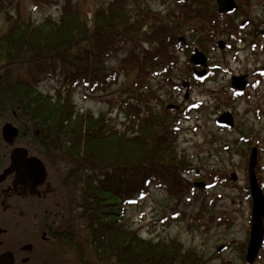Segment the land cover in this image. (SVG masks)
<instances>
[{
	"label": "rangeland",
	"instance_id": "374dc122",
	"mask_svg": "<svg viewBox=\"0 0 264 264\" xmlns=\"http://www.w3.org/2000/svg\"><path fill=\"white\" fill-rule=\"evenodd\" d=\"M113 1L0 0V31L7 27L10 16L19 14L35 23L49 16L58 19L66 4L85 6L92 19L96 10ZM235 1L238 8L228 16L230 28L225 31V20L217 19L212 30L208 26L218 14L216 0H125L131 10L130 21L136 11L145 13L141 37L138 45L128 44L107 64L119 67L123 59L133 57V47L138 46L139 70L128 76L121 74L116 84L95 93L81 86L71 89L70 84L56 78L37 83L38 90L47 95L70 88L77 111L111 118V125L119 130L130 119L127 103L139 104L141 113L151 107L155 115L170 104H180L182 110L186 107L175 123L178 135L173 143L176 159L185 165L181 194L166 186L150 185L145 197L127 206L125 224L146 240H177L207 264H248L252 215L248 165L253 146L259 152L257 167H263L257 173L261 180L264 178V0ZM244 20L249 24L241 28ZM231 35H235L232 41ZM180 37L185 38L188 48L179 46ZM218 40L229 48H218ZM149 43L154 46L152 51L145 48ZM194 47L219 69L195 85L185 99V89L180 85L191 77ZM148 57L147 63L143 62ZM234 76L245 77L250 83L243 95L232 89ZM227 111L234 114L236 125L232 129L217 124V118ZM58 164L64 175L67 166ZM233 174L236 179L231 178ZM48 196L68 218L65 195L59 191L56 197L53 193ZM47 252L35 264H77V252L62 243L50 242ZM85 256L94 259L88 244ZM253 264H264V246Z\"/></svg>",
	"mask_w": 264,
	"mask_h": 264
},
{
	"label": "trees",
	"instance_id": "16d2710c",
	"mask_svg": "<svg viewBox=\"0 0 264 264\" xmlns=\"http://www.w3.org/2000/svg\"><path fill=\"white\" fill-rule=\"evenodd\" d=\"M86 10L66 4L58 19L49 16L41 23L10 16L0 31V80H10L4 92L19 93L18 103L24 100L35 110L42 138L46 133L50 139L52 168L67 166L59 191L65 195L68 218L53 228V237L77 252V264H207L177 240H146L125 224L127 206L145 197L150 185L181 194L185 165L176 159L173 144L178 126L171 114L155 115L148 106L141 113L135 103L126 104L130 119L122 130L111 125V118L77 111L70 88L104 91L121 74L139 70L138 46L119 67L107 62L128 44L138 45L145 20L138 10L130 21L125 0L96 10L92 19ZM228 16L216 14L212 22H227ZM50 78L70 88L56 95L39 91L37 83ZM85 244L93 260L85 256Z\"/></svg>",
	"mask_w": 264,
	"mask_h": 264
},
{
	"label": "flooded vegetation",
	"instance_id": "af4514ba",
	"mask_svg": "<svg viewBox=\"0 0 264 264\" xmlns=\"http://www.w3.org/2000/svg\"><path fill=\"white\" fill-rule=\"evenodd\" d=\"M235 12L226 14L231 16ZM215 23L216 21L210 20L208 26L217 27ZM248 24L249 20H244L241 28H245ZM224 25V30L227 31L230 25L228 22ZM229 39L232 41V35ZM185 42L184 37L178 38L179 46L185 45L184 47L188 48ZM216 46L220 49L229 48V44L223 40H218ZM145 48L148 49L149 46ZM197 51L206 56L205 65L196 64L192 60ZM190 62L192 63L191 77L183 79L180 85L185 89V99L190 97L191 89L195 85L204 82L213 70L219 69L216 64H211L208 56L197 47H194L190 55ZM234 78L235 76L232 79V89L243 95L249 89L250 83L246 80V86L240 89L237 85L235 86ZM5 81L10 80H0V257L9 255L7 260L10 263L8 264H35L37 259L43 255L47 256L48 244L55 241L53 228L59 227L65 219V214L62 215L63 212L59 211L58 203L55 204L56 201L48 196L53 193V197H56L59 194L63 174L58 168L59 164L52 168L50 139L46 138V133L44 139L42 138V130L36 125L35 110L27 108L24 100L21 104L18 103L19 93L11 92L10 95L9 93L6 95L4 91L9 90V87L5 86ZM28 105L32 106L31 101ZM181 106L177 103L170 104L160 110L157 115L171 114L173 116L172 113H175L174 121L178 123V115H181L183 110L186 111V107L182 110ZM228 113L231 115L232 124L219 125L222 129H232L236 125L232 111L224 112L217 121ZM253 154L258 164L259 152L255 146L251 149L249 168ZM52 169L55 172L54 176ZM259 169L263 167L258 168L256 165L255 171L259 184L264 190L262 185L264 178L261 180L257 173ZM42 176L45 177L40 182L43 179ZM231 178L236 179V175L233 174ZM48 258L50 259L51 256L48 255Z\"/></svg>",
	"mask_w": 264,
	"mask_h": 264
},
{
	"label": "water",
	"instance_id": "95a60500",
	"mask_svg": "<svg viewBox=\"0 0 264 264\" xmlns=\"http://www.w3.org/2000/svg\"><path fill=\"white\" fill-rule=\"evenodd\" d=\"M216 1L219 12L222 13L231 12L237 8V4L235 0H216ZM220 45H222V43H220ZM192 60L196 64H202V63L204 65L206 64V56L199 51L196 52ZM234 80H235L234 82L235 86L237 85L240 89H243L246 86L247 82L245 77H235ZM218 123L222 125H231L232 124L231 115L228 113L227 115L220 117V119H218ZM256 165H257V160L255 154H253L249 168L250 188L253 198V210H252L250 242H249L247 258H246L248 264H253L256 261L264 243V194L261 190L256 175V171H255ZM42 177L43 179H41L40 182L44 180L45 176ZM221 250H223V247L219 248V251ZM8 256L9 255L1 256L0 264L10 263L7 260V258H9Z\"/></svg>",
	"mask_w": 264,
	"mask_h": 264
}]
</instances>
